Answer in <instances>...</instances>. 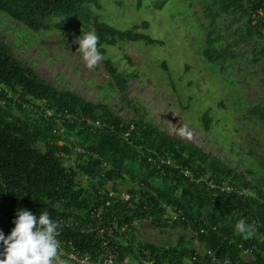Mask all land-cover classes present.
I'll use <instances>...</instances> for the list:
<instances>
[{
    "label": "trees",
    "instance_id": "1",
    "mask_svg": "<svg viewBox=\"0 0 264 264\" xmlns=\"http://www.w3.org/2000/svg\"><path fill=\"white\" fill-rule=\"evenodd\" d=\"M100 1L0 0V10L35 32L55 27L54 21L58 20L91 22L104 56L105 46H114L117 42L162 45L148 35L134 30L119 31L101 22L89 10V6L99 10ZM167 2L152 0V6L161 10ZM215 5L223 13L240 11L248 16L249 22L264 27V0H215ZM141 28L148 29L149 24L143 22ZM218 40L208 33L203 55L209 63L224 60L228 54L226 49L217 50L213 46ZM104 66L123 99L131 108H136L127 100L128 77L108 60ZM20 98H28L37 106L33 110L19 101L17 109L24 114V119L0 106V230L6 237L15 226L17 210L24 208L37 216L47 210L60 222L61 252L90 258L92 263L113 252L116 264L145 261L182 264L181 261L193 257L192 249L182 246L157 249L146 243H135L132 222L150 219L158 228L191 223L196 229L205 228V234L200 237L206 239L207 249L219 261L197 257L195 264H225L226 261L247 264L240 258L238 245L254 248L255 261L250 264H264V256L256 250L259 237H264L263 209L257 205L255 196L258 192L220 160L153 125L125 121L105 105H95L70 92L58 91L32 68L20 64L11 56L10 48L0 42V103L8 108ZM36 113L39 116L32 126L28 120ZM202 120L208 130L209 115L204 113ZM68 139L89 156L86 164L77 166V171L86 177L98 176L103 182L110 181L120 173L121 163L128 162L138 165L150 177L174 184L178 197H169L166 193L147 196L136 205L132 200L90 199L77 187L75 170L67 169L59 160V153L74 154V148H69L67 143L58 145ZM35 142L44 143L46 152L35 150L32 147ZM108 155L112 168L104 166ZM168 209L178 215L176 220L171 218ZM166 213L170 217H165ZM241 219L255 228L245 240L236 239L229 226V223L236 226ZM122 227L127 229L120 233Z\"/></svg>",
    "mask_w": 264,
    "mask_h": 264
},
{
    "label": "rangeland",
    "instance_id": "2",
    "mask_svg": "<svg viewBox=\"0 0 264 264\" xmlns=\"http://www.w3.org/2000/svg\"><path fill=\"white\" fill-rule=\"evenodd\" d=\"M100 7L89 6V10L101 22L119 31L148 35L162 45L117 42L105 46V59L89 69L74 41L82 33L95 32L91 22L58 20L55 27L35 32L1 10L0 42L10 48L11 56L20 64L32 68L58 91L105 105L125 121L153 125L220 160L257 190V205L262 206L264 214V27L249 22L240 11L221 12L215 0H168L161 10L153 8L152 0H101ZM143 22L149 24L148 29L141 28ZM208 33L213 39L219 38L213 44L217 50L226 49L224 60L209 63L205 59ZM106 60L128 77L127 100L136 108H131L116 89L105 69ZM19 101L37 110L28 98H20L8 108L3 102L0 106L24 119L17 109ZM204 113L211 119L208 130L202 120ZM37 116L28 120L32 126ZM66 143L74 148V154L59 153V160L67 169L75 170L77 187L90 199L132 200L136 205L147 196L166 193L178 197L174 184L150 177L128 162L121 163L120 173L110 181L103 182L98 176L88 178L77 171L78 165L89 161L88 154L69 139L58 145ZM32 147L46 152L42 142L32 143ZM104 161L105 167L112 168L109 155ZM229 226L236 239L249 238L233 223ZM132 227L135 243L157 249H194V241L199 240L203 254L209 245L205 238L196 236L198 229L191 223L158 228L150 219H141L133 220ZM126 229L122 227L120 233ZM262 242L261 236L256 250L264 256Z\"/></svg>",
    "mask_w": 264,
    "mask_h": 264
},
{
    "label": "clouds",
    "instance_id": "3",
    "mask_svg": "<svg viewBox=\"0 0 264 264\" xmlns=\"http://www.w3.org/2000/svg\"><path fill=\"white\" fill-rule=\"evenodd\" d=\"M74 43L79 45L78 51L89 69L105 59L95 32L82 33ZM13 223L15 226L7 237L0 230V264H62L58 240L61 226L49 211L44 210L37 216L21 208ZM235 227L244 236L255 231L245 219L239 220Z\"/></svg>",
    "mask_w": 264,
    "mask_h": 264
},
{
    "label": "built area",
    "instance_id": "4",
    "mask_svg": "<svg viewBox=\"0 0 264 264\" xmlns=\"http://www.w3.org/2000/svg\"><path fill=\"white\" fill-rule=\"evenodd\" d=\"M188 174V173H186ZM222 190H225V189H222ZM226 190L229 191V188H227ZM242 193H245L244 191L241 192ZM168 210H171V209H168ZM171 214V218L173 220H176L177 219V214L175 212H170ZM200 228V229H199ZM198 228L197 230V235L196 236H201V234H205V228L201 226ZM213 230H215V228H212ZM200 241L199 240H195L194 241V249H192L194 251V255L191 259H186V260H183L181 261L182 264H195L196 260H197V257H207L209 259H211L212 262H216L217 263V258L216 256L214 255V253L211 251V250H205L203 254L200 253ZM238 249L240 250V258L242 260V262L244 263H252L255 261V257H254V254H253V251H254V248L253 247H248V248H245L243 247L242 245H238ZM61 257H62V262L64 261V259H67V260H71V261H74L76 264H116V261H115V254L113 252H109L107 253V255L100 259L98 262L96 263H92L90 258H86V257H83V258H78V256H76L75 254L73 253H64V252H61ZM245 258H249L250 261H245ZM219 263V261H218ZM143 264H153L152 262H149V261H145ZM225 264H230L228 261H226Z\"/></svg>",
    "mask_w": 264,
    "mask_h": 264
}]
</instances>
